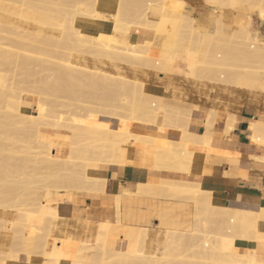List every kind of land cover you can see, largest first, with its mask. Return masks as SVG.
<instances>
[{"label":"rangeland","instance_id":"1","mask_svg":"<svg viewBox=\"0 0 264 264\" xmlns=\"http://www.w3.org/2000/svg\"><path fill=\"white\" fill-rule=\"evenodd\" d=\"M98 1L103 7L112 10L108 14L113 17V22L118 27L117 30L104 25L106 24L104 18L99 14L95 15ZM122 1H126L127 5L122 7L120 5ZM145 1L52 0V4L56 5V7L52 6L55 9V15L45 20L38 16L41 0H0V75L5 80L4 85H0V117L2 116L3 121L6 119V123L5 121L0 123V186H3L0 187V200H2L0 202L4 201L3 204L1 203L2 207H14H6V209L0 207V220L4 219V224L3 221L0 222L2 223L0 264H57L54 257L50 255L51 247L46 237L48 235L46 231L49 229L47 223L41 222L38 225L31 222L27 218V212L23 215L21 209L22 207L23 210L29 211L30 201L35 197L42 199L38 193L41 194L42 190L47 188L53 192L70 191L74 196L80 194L97 196L100 193H109L112 195L114 212L116 209L121 212L149 209L151 212L148 221L140 222L143 228L147 229L146 237H134V244L132 243L134 250L126 248L130 252L124 250L120 255L112 251L105 253L99 243L96 246L95 235L101 220L90 222L70 219L71 222L66 223L67 220L58 214L59 217L54 221L56 227L54 228L53 225L51 229L52 237L63 238L71 235L87 241V245L92 246L90 250H87L83 248V245H73L76 249L71 256L77 260L76 264H226L236 257L227 248L225 242H221L220 246L216 242L221 238L220 223L225 216L224 210L219 204L212 206L206 201L204 204V200L199 197L200 194L196 193L198 191L196 184L199 182L184 176L187 175L190 165L198 154L201 152L208 154L211 150L204 146L201 147L203 144L199 143L202 142L203 132L214 135L217 128H233L235 118L229 112L232 108L241 107L243 96L256 102L264 99V61L251 58L247 53L250 44L258 43L264 50V18L259 14L260 8H264V0H239L240 2H235L233 7L230 5L214 6L208 0H174L180 8L179 12L182 14L180 17L190 19L191 29L196 34L209 37L208 41L199 46L203 59L192 72L188 71L184 57H182L184 52L181 50L193 44L188 36H181V34L175 43L170 44L174 50L172 62H167L161 67V60L156 59L159 64L154 65L153 60L152 64L146 67V64H143L140 58L138 59L149 52L147 55L151 56L153 50L157 52L162 39L167 42L170 37L176 38V31L179 32L178 26L181 24V18L172 7L165 16L166 22L161 24L163 2L167 0H148L151 4L144 15L140 6ZM157 2L160 4L158 5ZM137 3L139 5L135 7ZM25 6H29L26 11H24ZM80 16L88 18V22L81 28L79 21L76 20V17ZM103 28H106V31H103ZM181 30L188 31L189 29L184 24ZM80 32L85 33L82 35ZM102 32L115 33L108 35ZM134 33L140 36L135 38ZM130 35L132 37H129ZM158 45L159 48H157ZM108 51L119 52L115 64H113L114 59L106 56ZM217 53L221 57H216ZM80 64H86L89 67L96 65L106 72L121 73L126 76V79H131L129 82L130 85L132 84L131 89L133 85L138 86V83L133 84V81H140L144 84L143 89L148 94L154 88L150 83L154 82L159 85L156 87V92L160 96L149 94L154 97H145L138 91L135 93H132L134 90L126 91L127 88L124 86L129 85L117 83L118 85L115 86V83L101 79L100 81L84 71ZM161 96H164V99H161ZM36 98L48 104L49 111L44 121L41 120L40 124L37 121V124L33 125L27 117L23 119L24 116L20 115L18 109H16L18 112L15 110L16 115L14 109L17 106L16 102L29 107ZM144 100L151 107H154L153 103L156 107L160 103L159 106L162 108L155 113L151 110H144L140 106ZM11 101L16 103L15 105L12 103L15 107H11V104L9 106ZM30 111L36 113V110L31 107ZM1 112H4L3 115ZM177 112L181 115L176 116ZM182 112L186 118L187 114L191 116V118L188 117L190 122L188 119L186 122ZM201 112L204 114L201 122L209 131L193 133L190 125ZM5 113L10 118H7ZM107 115L115 121L120 118L119 122L129 120L143 131L138 133L137 137L128 139L129 142L126 141L129 154L136 152L138 155V161L128 162L134 165L135 181L127 186L121 185L119 181L120 186L116 192H109L108 188L112 185L105 175V170L114 165L122 166L124 162L112 161L116 158L111 154L113 145L119 141L115 139L116 142L113 143L111 141L114 140L111 139L114 137L108 140L109 137L100 132L104 130L106 124L103 122L106 123L108 120ZM19 116H22L21 122H19ZM175 116L181 117L175 119ZM182 117L185 118L184 121L179 120ZM231 118L234 120L231 121ZM10 119L15 122L10 121L6 125ZM45 121L49 123L46 125ZM253 122L254 120L249 121L248 130L251 129ZM24 123L25 125H22ZM35 125L37 129L33 127ZM149 127L156 130L151 131ZM44 134L51 135L49 140L55 143V147L64 154L65 158L62 163L48 168L46 165V167L43 166V162L42 164L39 162V160L42 161V157L41 159L36 157V154H40L39 151L43 149L38 147L40 145L38 141ZM254 142L264 145V143ZM111 143L112 146L106 148ZM109 148H112L111 153ZM106 149L108 154H111V158H107ZM194 152L199 153L193 156ZM258 159L264 163V156ZM109 160L110 163H108ZM17 164L20 167H17ZM164 164L167 168H163ZM146 169L165 175L150 176L141 180ZM149 178L153 179V181L150 180L152 183L148 181ZM175 182L180 186L174 187ZM149 183L153 184L152 187L148 185ZM78 184H85L86 188L84 189L81 185L83 189H80ZM144 184H147V187L142 186ZM148 186L151 188L149 189ZM188 188L190 190H187ZM138 189H142V192ZM5 193L7 195L4 196ZM114 198H118L117 203L114 202ZM254 211L258 212L260 208ZM3 212L9 215L5 218L2 216ZM13 212L16 213L14 217H12ZM222 214L224 216L221 218ZM114 215L115 213L102 221L114 222L116 220ZM17 216L21 218L26 216V219L23 218L19 223L18 221L21 220ZM14 218L18 221L15 222ZM12 220L17 225V229L13 230L15 229L13 227L11 231L7 227H11ZM165 220L166 225L164 223L163 225L162 221ZM258 222H264V218H259ZM18 225H20L19 228L21 227L20 230H18ZM23 225L24 228H22ZM9 230L12 232H9L11 235L8 234ZM4 236L9 242L4 240ZM247 236H252L251 240L256 238H254V233L248 231ZM132 244H128L127 247ZM3 246H5L4 249ZM250 257L244 254L239 258L240 260L237 259L243 264H251Z\"/></svg>","mask_w":264,"mask_h":264},{"label":"bare ground","instance_id":"2","mask_svg":"<svg viewBox=\"0 0 264 264\" xmlns=\"http://www.w3.org/2000/svg\"><path fill=\"white\" fill-rule=\"evenodd\" d=\"M60 1V0H59ZM205 1V0H204ZM204 1H202V2H204ZM211 4H214V6H223V5H230L231 7H233L234 6V4H235V2H237V1H239V0H208ZM242 1H245V0H242ZM41 2H42V4L40 5V10H39V15L38 16H41L42 18H44L45 20L46 19H51L52 17H54V15H55V9L52 7V6H55L56 7V5H54V4H52V0H41ZM54 3H55V1H53ZM240 2V1H239ZM207 3V2H206ZM150 4H151V2H149L148 0H146L144 3H141V6H140V8L142 7V13L145 15L146 14V12H147V10L149 9V6H150ZM157 4L159 5L160 4V2H157ZM25 5V4H24ZM39 5V4H38ZM120 5L122 6V7H124V6H126L127 5V2L126 1H122V2H120ZM139 4L137 3V5H135V7H137ZM181 5V4H180ZM30 6V5H29ZM29 6H25L24 8H25V10L24 11H26L27 9H29L28 7ZM163 10H162V12H161V15H162V20H161V24H164L165 22H166V15H167V13H168V11H169V9H170V7H172L173 8V10H174V12L180 17H182V14H181V12H179V9L180 8H178L177 7V5H176V3L174 2V0H167V1H165V2H163ZM229 6V7H230ZM225 7V6H224ZM33 8H35V7H33ZM38 8V9H39ZM32 10V9H31ZM35 11V10H34ZM112 10H110L109 8H105V7H103L101 4H100V2L98 1L97 3H96V8H95V15H100V16H102L103 18H104V20L106 21V24L104 23V25H109V27L111 28V29H113V30H117L118 29V27H117V25L113 22V17L112 16H110L108 13H110ZM4 12H7V11H5L4 10ZM31 12V11H30ZM32 12H33V10H32ZM27 13V12H26ZM34 13V12H33ZM261 16H263V18H264V8H260V13H259ZM36 16V15H35ZM259 16V15H258ZM180 17V18H181ZM38 18V17H37ZM76 20H78L79 21V27L81 28L85 23H87L88 22V18L87 17H85V16H80L79 18H77L76 17ZM46 22V21H45ZM146 22H148V21H146ZM182 22H184V24H185V26L189 29L188 31H185V30H181V28H184V24L182 23ZM180 23V22H179ZM178 29H179V32H177L176 31V34H177V37L176 38H172V37H170V38H168V40H167V42H164L163 41V39H162V42H161V44H160V49L157 51V52H154V50H153V53H157V54H153L152 52H151V56L150 55H147V54H149V53H147L146 55H143V56H140V57H138V59L140 60V61H142L143 62V64H146V67H147V65H148V67L152 64V62H153V60H154V65H156V64H159V61L157 62V60L156 59H159V60H161V67L165 64V63H170V62H172V60H173V55H174V50H173V48H171L170 47V44H172V43H175L178 39V37H179V35L181 34V36L182 35H185V36H188L189 38V41H191V43L193 44L192 46H188V47H183L182 49L183 50H181L182 52H184V54L182 55V57H184V63H185V65H186V67L188 68V71L189 70H191L190 72H192V71H194V69L196 68V66H199L198 65V63L201 61V59H203L202 57L203 56H201L200 55V49H199V46H200V44L201 43H203L204 44V42L205 41H208V35H199V33H195V31H193L192 29H191V21H190V19H187V17H185V18H181V24H179V26H178ZM103 31H106V28H103ZM78 33V32H77ZM82 35L85 33V32H80ZM102 33H104V34H108V35H110V34H114L115 32H102ZM194 34L196 35V36H194ZM212 36V35H211ZM211 38V37H210ZM166 39V38H165ZM152 41V40H151ZM160 42V41H159ZM256 43V42H255ZM254 43V44H255ZM3 44V43H2ZM173 47H174V44H173ZM157 48H159V45H158V47ZM263 47H262V45H260V44H258V43H256L255 45H252V44H250V48H249V50L247 51V53H248V56H250L251 58H254V59H258L259 61H264V50L262 49ZM12 49V48H11ZM157 50V49H156ZM4 52V51H3ZM8 52H11L12 53V51H8ZM109 53H107L106 54V56H108L110 59H114L113 61H114V63L113 64H115V60H116V57L119 55V52H116V51H113V52H110V51H108ZM115 52H116V54H115ZM131 52V51H130ZM2 53V52H1ZM111 53H114L113 55L111 54ZM131 53H133V52H131ZM153 55H154V58H152L153 57ZM102 56V55H101ZM100 57V56H99ZM216 57H221V55H219L218 53H217V55H216ZM107 58V57H106ZM98 59V58H97ZM96 59V60H97ZM100 60V59H99ZM111 61V60H110ZM84 63V62H83ZM94 64H96L95 62H94ZM93 65V64H92ZM80 66L82 67V69H84V71H86L90 76H93L95 79H101V80H106L107 82L109 81V82H111V83H115V86H117L118 84L117 83H119V84H125V85H129V86H124V87H126L127 89H126V91L127 90H131V91H133L132 93H135V91H138L141 95H143V96H145V97H150L151 95H149L148 93H146L145 91H144V89H143V86H144V84L142 83V82H140V81H133L134 83L133 84H135V82H136V84L138 83V86L136 87L135 85H133L134 87H133V89H131V85H130V80H128V79H126V76H123V74H121V73H116V71L114 72V73H111V72H106V71H104V69H101L100 67H98V66H93V67H89V66H87L86 64H80ZM116 66V65H115ZM120 66V65H119ZM112 67H114V65L112 66ZM43 69V68H42ZM114 69H116V67L114 68ZM121 70V69H120ZM108 71V70H107ZM118 71V70H117ZM187 71V72H188ZM189 72V73H190ZM41 73V72H40ZM187 74V73H186ZM191 74H193V73H191ZM189 75V74H188ZM3 76H1L0 75V85L2 86V85H4V82H5V80L2 78ZM49 77V76H48ZM100 80V81H101ZM134 80V79H133ZM98 81V80H97ZM104 82V81H103ZM106 83V82H105ZM117 84V85H116ZM105 85V84H104ZM131 86V87H130ZM119 87V86H118ZM19 88V87H18ZM121 88H122V86H121ZM11 89V88H10ZM13 89V88H12ZM119 89H120V87H119ZM164 89V88H163ZM10 91H12V90H10ZM119 91H121V90H119ZM118 91V92H119ZM123 91H124V89H123ZM131 91H130V93H131ZM125 92V91H124ZM129 92V91H128ZM16 93V92H15ZM17 93H18V91H17ZM27 94H29V93H27ZM118 94H120V93H118ZM122 94V93H121ZM125 94H126V92H125ZM10 95H12V94H10ZM33 95V94H32ZM136 95V94H135ZM122 96V95H121ZM124 96V95H123ZM127 96V95H126ZM126 96H125V98H126ZM133 96H134V94H133ZM140 96V95H139ZM11 97V96H10ZM14 97V96H13ZM128 97H130L129 96V94H128ZM154 96H151L150 98H153ZM8 98V97H7ZM12 98V97H11ZM15 98V97H14ZM33 98V97H32ZM155 98L156 99H158L159 100V98L158 97H156L155 96ZM164 99V96H161V99ZM13 99V98H12ZM16 99V98H15ZM6 100V99H5ZM33 100V99H32ZM146 100V99H145ZM145 100H144V103L143 104H140V106L142 107V109H144V110H151L153 113H155L156 111H159L160 110V108H162V106L160 107L159 105H160V103L159 104H157L158 105V107H156V105H155V103H151L152 104V106H154V107H151L150 105H149V103L147 102L148 101V99H147V101L145 102ZM157 100V101H158ZM10 101V100H9ZM16 101H18V99L16 100ZM6 102V101H5ZM34 103H32L31 105H29V107H26V105H20L18 102H16L15 104L17 105L16 107L15 106H13V105H15L14 103H13V101H11V103H9V106H10V104H11V107H15V109H14V112H15V110L16 109H18L19 111H20V115H23L24 116V118L23 119H25V117H27V119H29V121L30 122H32L33 123V125L34 124H37V121H38V123L41 121V120H43V119H45V117H46V113H47V111H49V108L47 107V105L48 104H46V103H44V102H42V101H39L38 100V98H36V99H34V101H33ZM126 102V101H125ZM140 102V101H139ZM12 103H13V105H12ZM122 103H124L123 102V100H122ZM19 104V105H18ZM126 105V104H125ZM162 105V104H161ZM5 106V105H4ZM9 106H8V108H9ZM49 106V105H48ZM132 106V105H131ZM30 107L31 108H34L35 110H36V113H32L31 111H30ZM124 107V106H123ZM5 108H6V106H5ZM133 108V107H132ZM18 110H16L17 112H18ZM177 110H179V109H177ZM191 109H189V111H190ZM7 111H9V110H7ZM12 111H13V108H12ZM184 111V110H183ZM6 112V111H5ZM13 112V113H14ZM181 112V111H180ZM180 112H179V114H180ZM2 113V112H1ZM4 113V112H3ZM3 113L1 114V115H3ZM149 113H150V111H149ZM149 113H147V114H149ZM7 114H9L10 115V113H8L7 112ZM15 114H16V112H15ZM121 114V113H120ZM151 114V113H150ZM178 114V112H177V114H176V116L177 115H179ZM182 114H183V112H182ZM187 114V113H186ZM5 115H6V113H5ZM17 115V114H16ZM19 115V114H18ZM112 115V114H111ZM181 115V114H180ZM184 115V114H183ZM190 115H192L191 114V112H190ZM11 116V115H10ZM12 116H14V115H12ZM162 116H164V115H162ZM175 116V119L177 118L178 119V117L180 118L181 116H178V117H176ZM185 116V118H186V115H184ZM6 117H7V115H6ZM20 117V116H19ZM22 117V116H21ZM21 117H20V121L19 122H21ZM110 118H108V115H107V117L106 118H108V120H106V123L105 122H103V124H106V125H104V130L102 131V130H100V132H103V134L105 135V136H107V137H109L108 138V140H110V137H114V139H111V140H114V141H111V142H116V140H118L119 142L117 143L116 142V146L115 145H113V150L111 151L110 149H112V148H109V152L114 156V158L115 159H112V161H116L117 163H119V161H122V162H124V153H125V151L126 150H128V143L127 142H129V141H127L128 139H133L135 136L137 137V134L138 133H141V132H143L142 130H140L138 127H136V124L135 123H132L131 121H129V120H127V121H124V122H119V120L118 119H120V118H118L116 121L114 120V119H112L111 118V116H109ZM188 117H190L191 118V116H189L188 114H187V118H186V122H187V119L189 120V122H190V118H188ZM1 119H0V123L2 122V123H4V121H5V123H6V119L3 121L2 120V116L0 117ZM5 118V117H4ZM7 118H10L9 116L7 117ZM16 118L18 119V117L16 116ZM184 118V119H185ZM12 119V118H11ZM9 120V121H7V124L6 125H8V122H10V121H12V122H15V121H13V120ZM22 119V120H23ZM122 119V118H121ZM131 119V118H130ZM184 119H183V117H182V119H179V120H183L184 121ZM2 120V121H1ZM16 120V119H15ZM104 120V121H105ZM165 120H167V119H165ZM234 119L233 118H231V121H233ZM26 121V120H25ZM36 121V122H35ZM44 121V120H43ZM47 121H49V119H47ZM96 121V120H95ZM95 121H93V122H95ZM172 122H174L173 120H171ZM177 121V120H176ZM175 121V122H176ZM17 122V121H16ZM35 122V123H34ZM42 122V121H41ZM99 122V121H98ZM98 122H97V124H98ZM185 122V123H186ZM18 123V122H17ZM17 123H15V124H17ZM27 123V122H26ZM44 123H46V121L44 122ZM47 123H49V122H47ZM47 123H46V125H47ZM18 124H21V123H18ZM27 124H29V123H27ZM40 124V123H39ZM41 124H43V123H41ZM88 124V123H87ZM102 124V125H103ZM162 124V123H161ZM188 124V123H187ZM187 124H186V126H187ZM4 125V124H3ZM22 125H25V123L24 124H22ZM21 125V126H22ZM31 125V124H30ZM45 125V124H44ZM61 125V124H60ZM82 125V124H81ZM2 126V125H1ZM38 126V125H37ZM69 126V125H68ZM83 126V125H82ZM101 126V125H100ZM139 126V125H138ZM161 126V125H160ZM185 126V127H186ZM230 126H231V124H230ZM33 127H36V125L35 126H33ZM32 127V128H33ZM64 127H66V125H64ZM85 127V126H84ZM102 127V126H101ZM106 127V128H105ZM141 127V126H140ZM31 128V129H32ZM38 127H36V129H37ZM73 128H75V127H73ZM150 128V127H149ZM164 128V127H163ZM204 128H205V126H204ZM34 129V128H33ZM180 128L178 127V130H179ZM182 129H186V128H182ZM232 129L233 128H217V129H215V131H217V130H223V132L224 133H226V132H228V131H232ZM74 130V129H73ZM150 130L152 131L153 130V128L151 129L150 128ZM154 130H156V129H154ZM153 130V131H154ZM163 130V129H162ZM165 130V129H164ZM183 130V131H184ZM75 131V130H74ZM99 131V130H98ZM149 131V130H148ZM160 131V130H159ZM180 131V130H179ZM204 131H209V129L206 127L205 128V130ZM250 131V137H251V140H253V141H257V142H259V143H264V122L263 121H259V120H254V122L252 123V127H251V129L249 130ZM37 132V131H36ZM34 133L35 135L37 134V133ZM77 132V131H76ZM79 132V131H78ZM183 133V132H182ZM185 133V132H184ZM187 133V132H186ZM216 133V132H215ZM148 134H150L149 132H148ZM203 136L201 137L202 138V142L200 141L199 143L201 144H203L201 147H203L204 146V148H206V149H210V144H211V142H212V140H213V137H214V135L213 134H210V133H204L203 132ZM75 135V134H74ZM188 135V134H187ZM225 135V134H224ZM37 136V135H36ZM194 136V135H193ZM51 137V135L50 134H44L43 135V137H42V139L41 140H39L38 141V143L40 144V145H38V147L39 148H43L42 149V151L40 150H38L39 152H40V154H36V157H38L37 159H41L40 157H42V161H40L39 160V162L41 163V162H43V166L44 167H46L47 166V168L48 167H52V165H55V164H58V163H62L64 160H65V158H64V154L60 151V150H58L56 147H55V143L53 142L52 143V141H50L49 140V138ZM75 137V136H74ZM102 137V136H101ZM104 137V136H103ZM116 137V138H115ZM195 137H196V135H195ZM197 138H198V136H197ZM201 138H199V139H201ZM116 139V140H115ZM199 139H197L198 141H199ZM105 140H107V139H105ZM37 141V140H36ZM127 141V142H126ZM75 142L77 143V141L75 140ZM81 142V141H80ZM110 142V141H109ZM108 142V143H109ZM132 143L134 142V141H131ZM137 142V141H136ZM75 143V144H76ZM131 143V144H132ZM135 143V142H134ZM138 143V142H137ZM78 144H79V142H78ZM118 144V145H117ZM137 145V144H136ZM41 146V147H40ZM112 146V143L110 144V146H107L106 148H108V147H111ZM140 146V145H139ZM147 147V146H146ZM200 147V148H201ZM205 149V150H206ZM148 150H150V149H148ZM106 151H107V149H106ZM105 151V152H106ZM211 151V150H210ZM77 152V151H76ZM104 152V153H105ZM148 152V151H147ZM108 154V151H107V158H111V154ZM151 153V152H150ZM34 155V154H33ZM108 155H110L109 157H108ZM78 156V155H77ZM154 156H156V155H154ZM35 157V158H36ZM79 157V156H78ZM146 157H148V156H146ZM145 157V158H146ZM190 157V156H189ZM170 158V157H169ZM178 158V157H177ZM119 159V160H118ZM142 159V158H141ZM190 159H191V157H190ZM112 161H111V164H112ZM108 162V161H107ZM113 162V163H114ZM188 162V161H187ZM191 161H189V163H190ZM20 163H22V162H20ZM108 163H110V160H109V162ZM132 163V162H131ZM42 164V163H41ZM116 164V163H115ZM162 164V163H161ZM14 165H16V164H14ZM46 165V166H45ZM153 165V164H152ZM165 165V164H164ZM163 165V168H167V166L165 167ZM169 165H170V162H169ZM56 166V165H55ZM107 166V165H106ZM109 166H111L110 164H109ZM158 166H160V165H158ZM171 166V168H172V164L170 165ZM170 166H168V168H170ZM17 167H20L19 166V164H17ZM108 167V166H107ZM173 167H175V166H173ZM1 168V167H0ZM24 168V167H23ZM109 168V167H108ZM114 168H116V166L114 165V166H112L111 167V169H114ZM188 168V167H187ZM50 169V168H49ZM173 169V168H172ZM176 169H178V168H176ZM1 171H3L2 169H1ZM1 174V173H0ZM1 176V175H0ZM2 178V177H1ZM108 179L110 180V182H111V185H112V187L110 186V188H108V190H109V192H116L118 189H119V186H120V183H119V180L116 178V176L113 174L112 175V177L111 178H109L108 177ZM156 180H157V178H155ZM72 180H73V178H72ZM75 180V179H74ZM150 180H152L153 181V179L151 178H149L148 179V181H150ZM163 180V179H162ZM152 181H150L151 183H152ZM155 181V180H154ZM168 181V180H167ZM171 181V180H170ZM75 182V181H74ZM76 182H79V181H76ZM84 182V181H83ZM179 182V181H178ZM79 183H81V182H79ZM85 183V182H84ZM151 183H149L148 185L149 186H151V185H153V184H151ZM153 183H155V182H153ZM174 183V182H173ZM4 184V183H3ZM175 184H176V186H174V187H177L179 184H177V182H175ZM77 185V184H76ZM79 185V187H81L80 189H85L86 188V186H85V184L83 185V184H78ZM83 186V188H82V186ZM140 185V184H139ZM155 185V184H154ZM169 185V184H168ZM6 186V185H5ZM142 186H146L147 187V184H144V185H142ZM148 186V188L150 189L151 187H149ZM156 186V185H155ZM180 186V185H179ZM178 186V187H179ZM182 186H184V185H182ZM195 186V185H194ZM196 186L198 187L197 189H198V191L196 192L195 190H196V188H195V192L197 193V195L198 194H200V198H202L203 200H204V202H203V200H202V202L205 204L206 202H207V204L209 203L210 205H212V206H214V205H216V204H219L220 206H221V208H222V210H224V212H225V216L222 214V216H221V218L223 217V220L221 221V223H220V228H221V234H220V236H221V238H220V240H217L216 242H217V245L218 246H220L221 245V242H225V244H227V248L234 254V257L236 258H232L229 262H227L228 264H243V262L242 261H239L240 259L239 258H241L244 254L245 255H247V256H251L250 257V263L251 264H264V235L263 234H261V233H259V231H258V229H257V220L259 219V218H264V206H261V207H259L260 208V211H258V212H255L253 209L251 210H240V209H234V208H229V207H227V206H225L224 205V203H223V200H222V198H221V196L219 195V193H214V192H210V191H206V190H203L201 187H200V185L199 184H196ZM195 186V187H196ZM1 187V186H0ZM3 187V186H2ZM1 187V188H2ZM11 187V186H10ZM9 187V188H10ZM44 187V186H43ZM70 187H72V186H70ZM74 187V186H73ZM154 187V186H153ZM7 188V187H6ZM12 188V187H11ZM46 188V187H45ZM66 188H68V187H66ZM77 188H78V186H77ZM138 188V187H137ZM172 188V187H171ZM171 188H169V189H171ZM5 189V188H4ZM13 189V188H12ZM44 189V188H43ZM69 189V188H68ZM142 189H144V187L142 188ZM142 189L141 190H139L140 192H142ZM155 189H157V188H155ZM154 189V190H155ZM175 189V188H174ZM180 189V188H179ZM9 190H11V189H9ZM66 190V189H65ZM138 190H137V192H138ZM152 190V189H151ZM153 190V191H154ZM187 190H190L189 188L187 189ZM2 191H4V190H2ZM6 191V190H5ZM14 191H15V189H14ZM13 191V192H14ZM43 192L41 193V194H39L38 193V195L42 198V199H36V197L35 198H33L31 201H30V206H31V209H28L29 211H26L25 209V212H24V210H23V208L21 207V209H22V214L23 213H26L27 214V218L31 221V222H33V223H36V224H38L39 225V223H41V222H46L47 223V227L49 228H47L48 230L46 231V232H48V235H47V233H46V237H48L47 239H49L48 240V242H49V246L51 247V250H50V255L52 256V257H54V259H55V261L57 262V264H76L77 263V260L73 257V256H71L72 255V252L76 249L75 248V246H73V245H83V248L84 249H89L90 250V248H92V246H88L87 245V241H83V240H81V239H79V238H75V236L73 237V236H71V235H67V236H64L63 238L62 237H52V235H51V233H52V227H53V225L55 224L54 223V221H55V219L57 218V217H59L58 216V210H57V204H58V202H65V201H71L72 200V198H73V194L70 192V191H65V192H53V190L51 191L50 189H44V190H42ZM144 191V190H143ZM147 191H149L150 192V190H148L147 189ZM181 191V190H180ZM183 191V190H182ZM145 192V191H144ZM148 192V193H149ZM177 192H179V191H177ZM190 192V191H189ZM193 192V191H192ZM12 193V192H11ZM5 195H7L6 193L4 194V196ZM38 195H36L35 194V196H38ZM2 198V197H1ZM130 199H131V197H129ZM201 200V199H200ZM225 200V199H224ZM0 201H2V200H0ZM116 201V202H115ZM139 201V200H138ZM206 201V202H205ZM4 202V201H3ZM3 202H0V207H2L1 206V203L3 204ZM114 202L115 203H117L118 202V198H114ZM144 202H145V200H144ZM199 202V201H198ZM5 205H6V203H4ZM206 204V205H207ZM4 205V206H5ZM209 205V206H210ZM11 206V205H10ZM115 206V205H114ZM7 208H14V207H8V206H6ZM6 207H2V209L4 208V209H6ZM29 207V206H28ZM27 207V208H28ZM72 207V206H71ZM126 207H130V206H126ZM120 208V207H119ZM154 209H155V207H153ZM18 209V211H19V208H17ZM15 210V209H14ZM152 210V209H151ZM156 210V209H155ZM155 210H152V211H154V212H157V211H155ZM158 210V209H157ZM162 210V209H161ZM161 210H160V212H161ZM16 211V210H15ZM17 211V212H18ZM123 211V210H122ZM159 211V210H158ZM164 211V210H163ZM153 212V213H154ZM14 214L12 215V217H14V216H16V213L15 212H13ZM20 213H21V211H20ZM115 213V215L114 216H116V220L114 221V222H111V221H102L101 220V222H99L98 224H99V226H98V230H97V233H96V235H95V244H96V246H97V244L99 243V245H101V247L100 248H102V251H104L105 253L107 252H115L116 254L117 253H119V255H120V253H122L123 254V251L124 250H134L133 249V247H134V243H133V239H134V237H136V236H144V237H146V235H147V229L146 228H143V224L141 225L140 224V222L142 223L143 221L145 222V221H148L149 219H150V216H151V212H150V210L149 209H145V210H139V209H137V210H127V211H124V212H121L119 209H116V211L114 212ZM159 213V212H158ZM162 213V212H161ZM164 214V213H163ZM9 215V213H6V212H3L2 213V216L3 217H7ZM18 215V214H17ZM24 215V214H23ZM22 215V216H23ZM154 215V214H153ZM159 215L160 216H162L160 213H159ZM21 216V215H20ZM20 216H17V217H20ZM155 216H156V213H155ZM163 216H165L166 217V215H163ZM26 216H24L23 218H24V220L26 219L25 218ZM168 217V216H167ZM23 218H21L20 217V219L19 220H21V221H18V219L16 218H14V221L16 222V220L20 223V222H22V219ZM72 218V217H71ZM159 218H161V217H159ZM11 219V218H10ZM161 219H166V218H161ZM7 220V219H6ZM29 220H28V224H29ZM3 221V224H4V219L2 218L1 220H0V222H2ZM7 221H9V219L7 220ZM7 221H5L6 223H7ZM17 222V223H18ZM30 222V223H31ZM164 222H166V220L165 221H162V224L164 223ZM12 223H13V220H12ZM10 224V226L11 227H7L8 229H10L11 231H12V229H13V227L15 228V229H13V230H16L17 228V225H15L14 223L13 224ZM16 223V224H17ZM45 223V224H46ZM132 223V224H131ZM148 223V222H147ZM146 223V224H147ZM1 224L2 223H0V227H1ZM27 224V225H28ZM136 224V225H135ZM165 224V223H164ZM163 224V225H164ZM9 225V224H8ZM12 225H14V226H12ZM26 225V224H25ZM149 225V224H148ZM166 225V224H165ZM4 226V225H3ZM2 226V227H3ZM19 226L20 225H18V230H20V228H19ZM30 226V225H29ZM32 226V225H31ZM30 226V227H31ZM34 226V225H33ZM45 226V227H46ZM38 227V226H37ZM56 226L54 225V228H55ZM167 227V226H166ZM4 228H5V226H4ZM4 228H2V229H4ZM7 228H5L6 230H7ZM12 228V229H11ZM22 228H24V225H23V227ZM33 228V227H32ZM46 229V228H45ZM8 231V234H10V233H12L11 231ZM251 230V231H250ZM5 231V230H4ZM160 231H162V230H160ZM247 231L248 232H251V233H254V240H251V238H253L252 236H247ZM253 231V232H252ZM10 232V233H9ZM156 232V231H155ZM159 232V231H158ZM1 235H2V232L0 233ZM4 234V233H3ZM8 234H5L6 236L8 235ZM66 234V233H65ZM155 234H157V233H155ZM0 235V236H1ZM11 235V234H10ZM9 235V236H10ZM154 235V234H153ZM256 235V236H255ZM4 240H6L7 241V239H6V237L4 236ZM82 238V237H81ZM1 239V238H0ZM85 239V238H84ZM89 239V238H88ZM87 239V240H88ZM156 240V239H155ZM2 241V240H1ZM144 241V240H143ZM5 242V241H4ZM7 242H9V241H7ZM89 242V241H88ZM237 242H253L254 243V246L253 247H250V248H246V249H244V248H241V247H238L237 246ZM2 243V242H1ZM0 243V244H1ZM133 243V244H132ZM130 245V244H132L130 247H127V245ZM3 245H6V243H3ZM93 245V244H92ZM1 246V245H0ZM95 246V247H96ZM4 247L5 246H3V249H4ZM94 247V248H95ZM98 248V247H97ZM99 248V249H100ZM126 248H128V249H126ZM2 250V249H1ZM0 250V253H2V251ZM128 250V251H129ZM3 251H5L6 252V250H3ZM99 251V250H98ZM127 251V252H128ZM136 251V250H135ZM142 251H144V249H142ZM156 251V250H155ZM245 251V252H244ZM8 252V251H7ZM104 252H102L103 254H105ZM130 252V251H129ZM247 252V253H246ZM249 252V253H248ZM131 253H133V252H131ZM141 253V252H140ZM263 253V254H262ZM5 254V256H6V253H4ZM102 254V255H103ZM121 254V255H122ZM251 254V255H250ZM262 254V255H261ZM112 255V254H111ZM239 260H238V259ZM107 262H110V261H107ZM106 262V263H107ZM226 263V264H227ZM121 264V263H120ZM126 264V263H125Z\"/></svg>","mask_w":264,"mask_h":264},{"label":"crops","instance_id":"3","mask_svg":"<svg viewBox=\"0 0 264 264\" xmlns=\"http://www.w3.org/2000/svg\"><path fill=\"white\" fill-rule=\"evenodd\" d=\"M134 36L138 38L140 34L134 33ZM150 84L154 88L149 94L160 96L156 92L159 85L154 82ZM229 113L235 118L232 131L225 134L223 130H217L210 144L211 151L208 154L203 152L198 154L184 177L198 181L203 190L219 193L227 207L242 210L258 209L264 206V163L258 159L264 156V145L250 139L248 126L250 120L264 122V99L256 102L243 96L241 107L232 108ZM203 115L201 112L198 118L192 121L190 126L193 133L204 131L201 122ZM129 152V149L125 151L122 166L105 170L106 177L111 178L114 174L123 186L135 181L134 165L128 162L138 161V155L136 152L131 154ZM196 153L199 152H194L193 156ZM162 175L165 174L146 169L141 180ZM112 205L113 199L109 193H100L97 196L80 194L74 196L71 201L59 203L57 210L59 216L67 220L66 223H70L72 219L99 222L114 214ZM257 229L264 235V222H258ZM237 244L244 249L254 246L253 242Z\"/></svg>","mask_w":264,"mask_h":264}]
</instances>
